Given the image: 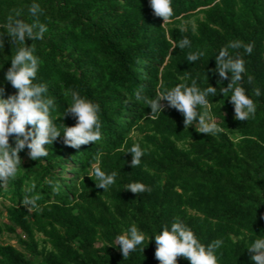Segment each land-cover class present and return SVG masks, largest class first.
<instances>
[{
    "label": "trees",
    "instance_id": "trees-1",
    "mask_svg": "<svg viewBox=\"0 0 264 264\" xmlns=\"http://www.w3.org/2000/svg\"><path fill=\"white\" fill-rule=\"evenodd\" d=\"M34 3L42 10L37 17L29 12ZM172 8L164 25L150 0H0L4 98L18 92L5 79L16 52L7 34L9 17L28 24L38 19L47 31L43 39H27L39 61L33 83L47 85L45 95L55 104L50 115L61 131L46 145V157L32 159L22 150L17 178L6 188L0 184V199L8 200L0 234H16L24 248L0 242V264H160L155 236L176 218L205 247L223 241L215 250L218 264H256L247 248L264 238V0H172ZM184 37L191 46H175ZM236 40L253 47L251 54L229 49L245 61L234 87H244L257 106L247 121L234 118L231 92H220L231 73L221 81L214 71L215 56ZM198 51L204 55L187 61L189 52ZM192 80L202 90L216 87L217 95L207 99L222 133H200L195 122L185 128L175 108L152 119L151 107L135 100L137 90L151 99ZM74 90L100 105L102 125L101 140L79 149L65 145L63 136V125L77 123L63 115ZM134 143L146 150L135 168L127 152ZM95 163L106 174L117 173L106 191L88 175ZM132 182L151 191L133 193L126 188ZM32 184L39 209L29 212L22 199ZM133 224L146 239L125 259L115 244ZM177 260L191 264L183 256Z\"/></svg>",
    "mask_w": 264,
    "mask_h": 264
},
{
    "label": "clouds",
    "instance_id": "clouds-1",
    "mask_svg": "<svg viewBox=\"0 0 264 264\" xmlns=\"http://www.w3.org/2000/svg\"><path fill=\"white\" fill-rule=\"evenodd\" d=\"M154 14L162 17L164 25L173 17L172 0H150ZM32 16L37 17L42 10L39 4H32L29 8ZM47 27L37 19L31 24L25 23L22 19L9 17L7 34L11 37L12 44L16 46V52L13 56L11 67L8 69L5 79L10 81L12 86L18 90L4 98V88H0V184L6 188L10 181L17 178L19 166L21 165L20 152L27 148L29 156L32 159L46 157L48 151L46 145L53 144L61 131L57 128L50 113L55 108L53 99L47 98V85L33 83L39 61L33 55L34 49L28 46L27 39L33 41L43 39ZM183 31V29H181ZM181 49L191 46L187 37L179 40ZM0 42V47H3ZM174 46V47H175ZM251 54L252 45H245L241 41H230L227 46L222 48L216 58V69L220 80L228 79L231 73V82L227 87H223L220 92L224 96H229L231 92V102L234 104L235 119L247 121L255 117L256 104L253 99L246 94L242 86H235L242 81L245 73V61L238 54L233 55L229 49H240ZM204 55V52H189L187 61L194 62ZM253 80L248 77V83ZM256 96L261 95L259 88L253 89ZM211 94L217 95L216 87L209 86L201 89L197 86L196 80H192L189 86L186 83L178 84L174 88L164 91H157L154 98L148 99L142 97L141 91L134 93L135 100H144L147 106L151 107L150 118L155 119L160 113H163L165 107L175 108L180 111L184 117L185 128L196 123V131L215 136L222 133L224 129L220 127L211 113V105L207 97ZM67 95V94H66ZM70 106L66 108L63 115L71 114L77 118L74 126L63 125V136L65 145L79 149L82 145L90 142L100 141L101 122L99 119L100 105L94 103L86 97H82L78 91L71 92ZM167 101V105L162 103ZM57 117L56 119H58ZM29 126H31L29 128ZM15 139V144L10 143V137ZM140 144L134 143L127 151L133 154L131 165L135 168L141 164V159L145 154ZM96 182L98 188L105 191L109 186L115 183L116 172L106 174L98 163L91 165V171L88 173ZM51 185L52 181H48ZM35 184L26 186L22 199L29 212L33 209H39V195H35ZM133 193H144L151 189L142 182H132L126 186ZM58 191V186L53 187ZM145 235L133 224L127 234L117 237L116 246L120 248L125 259L131 252L136 250L138 245L145 241ZM152 239V238H151ZM149 239V242L151 241ZM157 244L155 257L160 264H178V257L183 256L190 260L191 264H218L215 250L223 244L222 240H214L207 247L201 244L191 228L187 227L179 218H176L171 227H163V231L155 236ZM250 253H254L251 259L256 264H264V238L256 239L248 248ZM144 248L142 249V251Z\"/></svg>",
    "mask_w": 264,
    "mask_h": 264
},
{
    "label": "rangeland",
    "instance_id": "rangeland-1",
    "mask_svg": "<svg viewBox=\"0 0 264 264\" xmlns=\"http://www.w3.org/2000/svg\"><path fill=\"white\" fill-rule=\"evenodd\" d=\"M194 22V19L191 20ZM66 175H70L71 173L69 171L65 172ZM8 204V200L0 199V219L6 218V205ZM24 236V234H22ZM39 239L42 238L41 235H37ZM0 242L2 243H10L15 245L16 247L20 249H24L23 246L18 242L16 234L5 232L3 234H0Z\"/></svg>",
    "mask_w": 264,
    "mask_h": 264
}]
</instances>
